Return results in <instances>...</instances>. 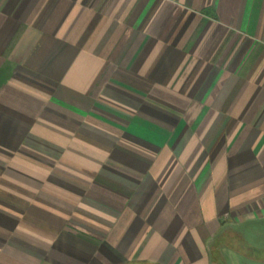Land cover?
<instances>
[{"label":"crops","instance_id":"obj_1","mask_svg":"<svg viewBox=\"0 0 264 264\" xmlns=\"http://www.w3.org/2000/svg\"><path fill=\"white\" fill-rule=\"evenodd\" d=\"M259 223L264 0H0V264H228Z\"/></svg>","mask_w":264,"mask_h":264},{"label":"rangeland","instance_id":"obj_2","mask_svg":"<svg viewBox=\"0 0 264 264\" xmlns=\"http://www.w3.org/2000/svg\"><path fill=\"white\" fill-rule=\"evenodd\" d=\"M225 241L229 244L224 250L228 264H257L259 259L252 262L250 257L256 258L259 257L255 256L256 253L261 254L254 248L264 250V223L230 230V235L225 236Z\"/></svg>","mask_w":264,"mask_h":264}]
</instances>
